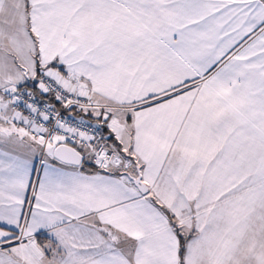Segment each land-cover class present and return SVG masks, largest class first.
<instances>
[{"label":"snow or ice","instance_id":"6c2138e0","mask_svg":"<svg viewBox=\"0 0 264 264\" xmlns=\"http://www.w3.org/2000/svg\"><path fill=\"white\" fill-rule=\"evenodd\" d=\"M0 264H264V0H0Z\"/></svg>","mask_w":264,"mask_h":264}]
</instances>
